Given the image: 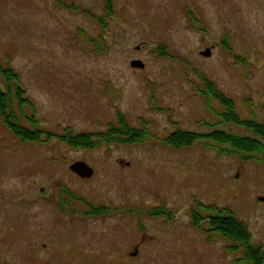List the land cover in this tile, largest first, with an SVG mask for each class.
Returning a JSON list of instances; mask_svg holds the SVG:
<instances>
[{
    "label": "rangeland",
    "instance_id": "obj_1",
    "mask_svg": "<svg viewBox=\"0 0 264 264\" xmlns=\"http://www.w3.org/2000/svg\"><path fill=\"white\" fill-rule=\"evenodd\" d=\"M0 62L32 106L19 124L32 129L33 115L44 133L23 142L0 120V264H245L205 223L195 228L193 213L230 212L264 249V157L220 154L208 140L162 144L178 130L251 136L218 125L205 82L241 120L264 123V0H0ZM117 113L154 139L94 151L57 139L106 132ZM79 161L92 178L69 172Z\"/></svg>",
    "mask_w": 264,
    "mask_h": 264
},
{
    "label": "trees",
    "instance_id": "obj_2",
    "mask_svg": "<svg viewBox=\"0 0 264 264\" xmlns=\"http://www.w3.org/2000/svg\"><path fill=\"white\" fill-rule=\"evenodd\" d=\"M74 10L71 6L68 8ZM106 16L112 17V8L109 1L106 3L105 8ZM85 14L86 11H85ZM99 24L105 27L104 21L100 18ZM158 56H167L164 47H159L154 51ZM0 78H2L5 90L0 86V120L11 133V135L23 142H39L44 133L37 128L27 129L22 127L15 116L13 108L16 104L18 111L23 112L26 107H31L30 103L23 99V91L20 87L19 76L11 69L3 67L0 62ZM205 88L200 92L204 98L207 108H210V101H214L222 108V113H214L213 115L218 119V125H234L238 128L244 129L251 136L238 137L226 134L222 131H214L208 135L200 136L194 133L177 131L169 135L162 144L166 147L175 150L188 149L193 147L201 140H208L215 144L214 149H218L220 154H241L247 155L245 160L254 159L251 156L260 155L264 157V123L260 124L256 121H243L237 115L234 103L221 92L217 91L214 85L210 82H205ZM32 126H35L32 120H28ZM51 137V136H48ZM59 142H62L67 147L73 150L94 151L102 147L114 146H139L151 140V135L146 128L135 130L125 121L124 117L119 114L117 125L109 126L108 130L99 134H80L73 135L67 131L64 136L59 137ZM217 146V147H216ZM225 149V150H224ZM230 151V152H229ZM64 195L70 199L80 201L72 196L66 190ZM106 213L103 209H98L93 212V215H102ZM191 220L194 227H198L201 223V218L196 214H191ZM210 226L213 231L221 237L226 238L230 243L235 246L230 248V251L236 252L239 247L245 250V257L247 261H253L258 264L256 257H259V251L255 246L251 245L250 234L241 222L233 217L232 214L227 212L216 213L213 218H210Z\"/></svg>",
    "mask_w": 264,
    "mask_h": 264
},
{
    "label": "flooded vegetation",
    "instance_id": "obj_3",
    "mask_svg": "<svg viewBox=\"0 0 264 264\" xmlns=\"http://www.w3.org/2000/svg\"><path fill=\"white\" fill-rule=\"evenodd\" d=\"M139 48L140 47H137L136 48V50L138 51L139 50ZM205 50H210V49H205ZM204 50V51H205ZM203 52V51H202ZM202 52H200V55H201V53ZM134 61H138V62H141L140 60H132V61H130V64L132 63V62H134ZM211 102V101H210ZM30 108H32V106L30 107ZM15 112V111H14ZM17 112L19 113V115L18 114H15V116H16V118L18 119V116H23V113L22 112H20V111H18V109H17ZM23 112H24V110H23ZM33 112H34V110H33ZM118 113H121V112H119L118 111ZM118 113H117V115H116V122H115V124H112V125H109V126H116L117 125V120H118ZM122 114V113H121ZM123 115V114H122ZM23 118V117H22ZM25 120V119H24ZM27 121L28 120H32L33 122H34V124H35V126H32V124H30L29 122V124L31 125V130H33V128H37L36 127V121H35V119H34V116L32 115L31 116V118H29V119H26ZM25 120V121H26ZM108 126V127H109ZM108 129V128H107ZM147 129V128H146ZM148 130V129H147ZM178 131H180V130H178ZM175 132H177V131H175ZM174 132V133H175ZM148 133L150 134V132L148 131ZM173 134V133H172ZM169 135H171V134H169ZM168 135V136H169ZM167 136V137H168ZM59 137H61V136H59ZM59 137H57V139H59ZM166 137V138H167ZM165 138V139H166ZM154 138L151 136V140H153ZM165 139H163V141L165 140ZM29 143H31V142H29ZM33 143H37V142H32V144ZM62 143V142H61ZM63 144V143H62ZM83 151H85V150H83ZM253 156H260V155H253ZM257 162V161H256ZM75 176V175H74ZM76 177V176H75ZM63 196H65L64 195V192H63ZM256 200L258 201V203H260V204H264V198H262V197H257L256 198ZM63 202L61 203V208H62V210H67L68 208H69V204L67 203V202H64V199L62 200ZM68 211V210H67ZM228 213H230V212H227V214ZM231 214V213H230ZM214 216H211V217H207V219L205 220V221H202L200 224H199V226L202 224V223H205L206 224V226L208 227L206 230L204 229V234L208 237V239H211V237L213 236V235H219V234H217V233H215L214 231H213V228H212V226H210V218H213ZM202 220V219H201ZM199 226L198 227H195V228H199ZM226 239V238H225ZM227 240V239H226ZM228 241V240H227ZM229 242V241H228ZM251 245L252 246H255L256 247V249L259 251V257L257 258L256 257V259H257V261H258V264H264V249L262 248V245H261V243L260 244H258L256 241H255V244L253 245L252 244V240H251ZM231 246L232 247H234L235 245L233 244V243H230L229 242V246L227 247V251H230V248H231ZM238 251H241L242 252V255H243V258H242V261L245 263V264H252V262L253 261H247L246 260V257H245V250H244V248L243 247H239L238 248V250H236V252H238ZM137 251H135V253H136ZM235 252V253H236ZM253 264H256V263H253Z\"/></svg>",
    "mask_w": 264,
    "mask_h": 264
},
{
    "label": "water",
    "instance_id": "obj_4",
    "mask_svg": "<svg viewBox=\"0 0 264 264\" xmlns=\"http://www.w3.org/2000/svg\"><path fill=\"white\" fill-rule=\"evenodd\" d=\"M210 54H211L210 50H205L204 52L201 53V56L210 57ZM130 67L133 69L142 70L144 68V65L141 62L134 61L130 64ZM69 170L82 179H90L93 175L92 169L89 168L84 162L73 163L69 167Z\"/></svg>",
    "mask_w": 264,
    "mask_h": 264
}]
</instances>
